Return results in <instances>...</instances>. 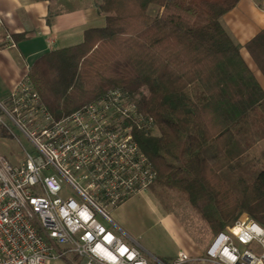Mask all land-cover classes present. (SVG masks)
Returning <instances> with one entry per match:
<instances>
[{
  "label": "trees",
  "instance_id": "trees-1",
  "mask_svg": "<svg viewBox=\"0 0 264 264\" xmlns=\"http://www.w3.org/2000/svg\"><path fill=\"white\" fill-rule=\"evenodd\" d=\"M239 2L99 0L105 26L28 72L57 120L113 91L130 96L154 121L133 135L156 182L215 235L243 215L264 227V89L221 22Z\"/></svg>",
  "mask_w": 264,
  "mask_h": 264
},
{
  "label": "built area",
  "instance_id": "built-area-1",
  "mask_svg": "<svg viewBox=\"0 0 264 264\" xmlns=\"http://www.w3.org/2000/svg\"><path fill=\"white\" fill-rule=\"evenodd\" d=\"M16 47L0 33V52ZM153 125L119 91L57 120L27 74L0 102V139L22 150L0 153V264H264V227L248 218L217 235L203 257L180 252L170 262L117 233L106 210L157 180L133 135Z\"/></svg>",
  "mask_w": 264,
  "mask_h": 264
},
{
  "label": "crops",
  "instance_id": "crops-1",
  "mask_svg": "<svg viewBox=\"0 0 264 264\" xmlns=\"http://www.w3.org/2000/svg\"><path fill=\"white\" fill-rule=\"evenodd\" d=\"M97 1L0 0V33L19 38L15 49L0 52V102L8 100L39 56L79 45L87 29L105 26ZM221 22L264 89V0H240ZM151 198L148 192L135 195L112 209L117 233L166 262L180 252L195 258L204 255L210 245L191 237L173 214L151 203Z\"/></svg>",
  "mask_w": 264,
  "mask_h": 264
},
{
  "label": "rangeland",
  "instance_id": "rangeland-1",
  "mask_svg": "<svg viewBox=\"0 0 264 264\" xmlns=\"http://www.w3.org/2000/svg\"><path fill=\"white\" fill-rule=\"evenodd\" d=\"M99 1V0H98ZM97 1V2H98ZM158 131H155V134ZM7 135L0 129V137H6ZM17 136L21 139L22 144L28 151H32V146L30 143L24 139L20 134L17 133ZM0 153L5 156H11L13 153L22 156V150L20 146L9 138L0 139ZM151 193L152 198L149 201L157 202L161 208H164L169 213L173 214L179 224L190 234L191 237L199 240L200 242H206L211 245L213 240L217 235H215L208 224L202 220L200 215L192 208L187 198L180 193L171 191L166 189L161 184L155 182L147 191L139 193L136 197L144 194ZM144 202L148 204L146 198H144ZM108 216L112 218V209L106 210ZM248 218L252 220L248 215L241 216L240 219ZM103 224L107 225L106 221L100 220ZM236 221V222H237ZM254 221V220H253ZM125 240V239H124ZM127 242V240H125ZM205 255V254H204ZM201 255L199 257H203ZM195 258V257H193ZM190 264H199V263H190Z\"/></svg>",
  "mask_w": 264,
  "mask_h": 264
}]
</instances>
